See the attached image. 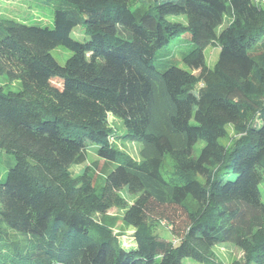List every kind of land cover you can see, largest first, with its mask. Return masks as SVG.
I'll return each instance as SVG.
<instances>
[{
    "label": "trees",
    "instance_id": "1",
    "mask_svg": "<svg viewBox=\"0 0 264 264\" xmlns=\"http://www.w3.org/2000/svg\"><path fill=\"white\" fill-rule=\"evenodd\" d=\"M54 1L53 28L0 19V155L15 158L0 179V264H222L223 244L243 253L229 264H264V0ZM185 34L183 60L199 72L161 69ZM59 46L71 52L64 66ZM157 93L170 135L153 130ZM119 139L156 155L133 159ZM90 144L114 165L100 183L89 167L71 172ZM113 209L135 230L129 248L97 221Z\"/></svg>",
    "mask_w": 264,
    "mask_h": 264
},
{
    "label": "rangeland",
    "instance_id": "2",
    "mask_svg": "<svg viewBox=\"0 0 264 264\" xmlns=\"http://www.w3.org/2000/svg\"><path fill=\"white\" fill-rule=\"evenodd\" d=\"M58 6V3L54 0H0V19L3 18H12L27 25H38L41 27H54V15L55 10ZM171 21L180 22L186 24V18L183 16L171 17ZM223 27L219 29L221 31ZM72 38L79 42H85L87 40V36L84 33V30L81 27H77L73 34ZM192 49V45L190 43V36L185 34L179 38H175L171 41V44L168 48V53L170 55L169 62L166 60L160 61L162 62L161 69H164L169 66H176L185 71H193L195 73L199 72V67L196 65H187L183 60V56L185 53ZM52 56L56 59V61L64 66L67 60L71 56V52L66 49L64 46H59L51 52ZM220 54V48L218 45L210 46L205 51L206 63L210 69H213L216 65ZM1 84V82H0ZM56 87L57 85L54 84ZM7 90L12 91H20L21 87L18 82L13 85H9ZM157 107L155 114V122L153 125V130L162 133L165 135H170L164 124V113L165 109L160 101V93H157ZM110 123L112 127L118 130L119 134L123 131V125L120 120L110 117ZM229 134L233 136L232 130H229ZM175 147L181 148L184 145V138L181 136H170ZM115 148L120 152L136 159L138 161H143L146 158L153 157L156 155V151L146 144L140 141H132V140H113L111 141ZM204 146V143H200L197 147V152H200V149ZM98 149V145L90 144L88 148V162L82 166H73L71 168V172L74 176L78 174H82L84 170L89 167L94 170L97 182L100 183L101 180L105 178L107 173L114 168V165L105 163L99 160L96 155V150ZM15 162V158L13 155H9L6 153H2L0 155V179L5 178L8 168L13 165ZM163 166V174L165 178H168L173 170V162L171 158L167 157L164 159ZM102 182V181H101ZM262 192V200L264 202V183L260 187ZM126 197L129 200H135L136 196H131L127 192L125 193ZM123 212L117 209L111 210L107 216H97V221L102 224H106L111 227L115 237L119 240L121 245L125 248H129L133 246L134 239L133 234L135 230L133 228H127L122 223ZM160 234L165 237V239H170L171 236L167 230V226L160 224ZM15 240V239H14ZM215 252L218 256V259L222 264H229L234 260L241 259L243 257V253L229 244L219 245L215 248ZM184 264H201L194 262L192 260H185Z\"/></svg>",
    "mask_w": 264,
    "mask_h": 264
}]
</instances>
